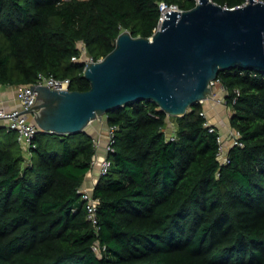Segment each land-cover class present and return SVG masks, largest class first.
<instances>
[{"label":"trees","instance_id":"obj_1","mask_svg":"<svg viewBox=\"0 0 264 264\" xmlns=\"http://www.w3.org/2000/svg\"><path fill=\"white\" fill-rule=\"evenodd\" d=\"M162 1L183 10L196 5L0 0V83L34 84L44 74L88 90L80 44L99 61L124 30L152 37ZM213 1L232 8L247 0ZM217 80L243 142L226 163L202 102L175 118L174 139L166 132L168 114L151 100L106 115L116 131L112 166L94 189L99 232L79 191L97 154L95 137L39 132L27 159L10 131L0 141V264H264V72L223 70ZM44 136L61 150H51ZM98 239L106 246L102 256L92 248Z\"/></svg>","mask_w":264,"mask_h":264},{"label":"water","instance_id":"obj_2","mask_svg":"<svg viewBox=\"0 0 264 264\" xmlns=\"http://www.w3.org/2000/svg\"><path fill=\"white\" fill-rule=\"evenodd\" d=\"M236 68L264 72V1L230 8L200 0L192 9L167 13L150 38L122 31L113 51L86 66L88 90L37 86L29 111L41 132L59 135L90 133L91 122L139 100L184 116L214 98L211 82L220 71Z\"/></svg>","mask_w":264,"mask_h":264},{"label":"built area","instance_id":"obj_3","mask_svg":"<svg viewBox=\"0 0 264 264\" xmlns=\"http://www.w3.org/2000/svg\"><path fill=\"white\" fill-rule=\"evenodd\" d=\"M200 0H196V4L199 3ZM160 11L161 17L159 22V27L161 26L162 22L164 21L167 13L175 11V12H182L183 9L176 4V3H167L166 1H162L160 3ZM85 48V47H84ZM81 49V47H80ZM86 50V48H85ZM82 51V58L80 60H85V54ZM74 60H79L78 58H74ZM94 61L92 58L86 59L87 65ZM220 84L222 89L225 91V96L221 103L227 104L226 95L227 90L225 87L220 83V81L216 80L211 82L213 88ZM4 85L0 83V90L3 88ZM37 86H47L54 90H69L71 86V80L69 78L61 79L55 76H46L44 74H40L38 80L34 84L23 85L20 86L18 91V98L21 102V106L19 108H12L6 109L4 107H0V134H1V123L6 127V129L10 131H14L17 134V139L19 144L21 145L22 149L25 151H32V148L35 147L34 141L39 132H41L39 126L35 122V111H29L32 105H35L36 100L38 98V91L36 90ZM239 93V91L237 90ZM207 118L206 125L210 127L211 131H217V127L213 125L208 118L207 112L204 110L202 112ZM115 127L108 128V142L105 146V153L106 155L102 158L96 154L95 159L92 163V169L95 166H99V173L100 176L106 175L112 166V161L109 158L110 152L114 151L113 143H114V136H115ZM219 131V130H218ZM169 138L174 139L175 133L168 135ZM241 133L233 127L228 128V130L224 133L219 131V142H220V153L219 159L222 163H226L228 161V154L230 149L234 145L243 146V142L241 141ZM96 142V149L100 148V140L95 139ZM31 158V157H29ZM28 158V159H29ZM223 158V159H222ZM96 186V185H95ZM95 186H87L86 183L80 188V193L83 195V199L86 201L87 206V217L88 220L92 223L95 230L99 232L101 230V226L99 224V206H100V199L94 195ZM93 250L99 255L102 256L104 251L106 250V246L103 245L98 239L92 246Z\"/></svg>","mask_w":264,"mask_h":264},{"label":"crops","instance_id":"obj_4","mask_svg":"<svg viewBox=\"0 0 264 264\" xmlns=\"http://www.w3.org/2000/svg\"><path fill=\"white\" fill-rule=\"evenodd\" d=\"M216 87H218L217 92L215 91L217 95L215 97L216 100L210 99L211 101H207L205 103L206 105L204 110L207 112L209 121L215 125L219 131L225 133L228 128L232 127L230 120L232 117V110L227 106V104L220 102V100H222L225 96V93L222 92V86L217 84ZM19 88L20 86H3L0 90V107H4L6 109L19 108L21 106V102L18 98ZM98 121H101V119H98ZM108 128L109 125L106 118V121L94 124L90 130V134L93 135L95 139L100 140V148L97 152L100 158L106 155L105 146L108 141ZM3 130H5V135L9 138L8 133L10 132L1 123V134L3 133ZM167 133L168 135L172 134V132ZM100 178L99 166H95L87 175L85 183L87 186H95Z\"/></svg>","mask_w":264,"mask_h":264},{"label":"rangeland","instance_id":"obj_5","mask_svg":"<svg viewBox=\"0 0 264 264\" xmlns=\"http://www.w3.org/2000/svg\"><path fill=\"white\" fill-rule=\"evenodd\" d=\"M80 47H81V49L83 50V53L85 54V58H87L88 57V55H87V51L85 50V45L84 44H80ZM217 89H218V87H216L215 86V88L213 89V96H214V98L213 97H211L210 96V98L209 99H207L206 101H204V102H202L203 103V105H204V109H205V103L207 102V101H211V100H216L215 99V97L217 96L216 95V92H217ZM216 91V92H215ZM222 92L223 93H225V91L224 90H222ZM211 99V100H210ZM218 101V100H217ZM106 118H107V116L106 115H103V116H100L99 118H97L96 120H94L93 122H91V124L89 125V130H91V128H92V126L94 125V124H96V123H100L101 121L102 122H104V121H106ZM176 117L175 116H169L168 117V124H167V127H166V131L167 132H172V133H175L174 131H175V129H176V127H177V121H176V119H175ZM98 119L100 120L101 119V121H98ZM45 137V136H44ZM49 138V136H46L45 138H44V140L43 141H45V143L47 142V146L51 149V150H53V149H58V150H61V144H60V142H58V141H55V140H49L48 139ZM107 138H108V133H107ZM7 140H9V138L5 135V130H3V133L0 135V141L1 142H7ZM48 140V141H47ZM108 142V141H107ZM32 151H25L24 152V155H25V157L28 159L29 157H32ZM223 159V158H222Z\"/></svg>","mask_w":264,"mask_h":264}]
</instances>
